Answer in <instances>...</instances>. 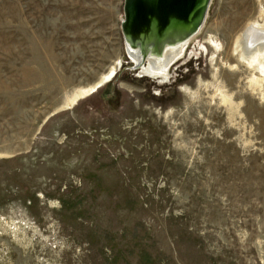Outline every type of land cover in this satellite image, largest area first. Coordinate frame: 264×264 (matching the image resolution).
<instances>
[{
  "label": "rangeland",
  "instance_id": "1",
  "mask_svg": "<svg viewBox=\"0 0 264 264\" xmlns=\"http://www.w3.org/2000/svg\"><path fill=\"white\" fill-rule=\"evenodd\" d=\"M123 1L0 0V264H264V0H212L163 85Z\"/></svg>",
  "mask_w": 264,
  "mask_h": 264
},
{
  "label": "water",
  "instance_id": "2",
  "mask_svg": "<svg viewBox=\"0 0 264 264\" xmlns=\"http://www.w3.org/2000/svg\"><path fill=\"white\" fill-rule=\"evenodd\" d=\"M211 2L124 0L120 28L126 53L131 63L130 55L140 59L137 64L132 63V69H140L147 60L161 59L167 50L183 46L198 34Z\"/></svg>",
  "mask_w": 264,
  "mask_h": 264
},
{
  "label": "bare ground",
  "instance_id": "3",
  "mask_svg": "<svg viewBox=\"0 0 264 264\" xmlns=\"http://www.w3.org/2000/svg\"><path fill=\"white\" fill-rule=\"evenodd\" d=\"M202 29L183 46L167 50L161 59L147 60L138 70V77L156 80L161 85L168 83V78L170 77L171 68L173 66L171 68L169 67L173 63L177 64L178 61L181 62L186 55L188 46L201 33ZM234 49L243 64L247 67H251L253 70L258 69L264 74V25L257 23L248 25L236 38ZM191 53L188 55V59L191 57ZM130 58L134 64H137L140 60L136 56L130 55ZM253 76L256 77V75ZM254 80H256V78Z\"/></svg>",
  "mask_w": 264,
  "mask_h": 264
}]
</instances>
